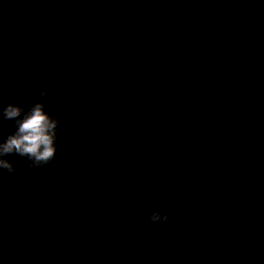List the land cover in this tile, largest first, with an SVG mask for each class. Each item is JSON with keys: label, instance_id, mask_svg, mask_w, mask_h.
I'll return each mask as SVG.
<instances>
[{"label": "water", "instance_id": "obj_1", "mask_svg": "<svg viewBox=\"0 0 264 264\" xmlns=\"http://www.w3.org/2000/svg\"><path fill=\"white\" fill-rule=\"evenodd\" d=\"M13 102L61 119L6 157L0 264H264V0H0Z\"/></svg>", "mask_w": 264, "mask_h": 264}, {"label": "clouds", "instance_id": "obj_2", "mask_svg": "<svg viewBox=\"0 0 264 264\" xmlns=\"http://www.w3.org/2000/svg\"><path fill=\"white\" fill-rule=\"evenodd\" d=\"M59 41L62 47L71 51V47L63 34ZM42 97L47 96V90L41 91ZM61 117L45 111L43 104L36 103L29 110H25L19 103L13 102L0 109V121L13 122L15 131L0 142V174L6 172L14 175L16 169L6 158L17 155L24 158V163L30 169L45 168L56 158L58 152L57 136ZM207 190V189H205ZM219 210L220 205H217ZM151 224L159 223L165 227L169 223V215L155 211L149 218ZM167 239V237H162ZM175 245L169 244L162 252H171Z\"/></svg>", "mask_w": 264, "mask_h": 264}]
</instances>
